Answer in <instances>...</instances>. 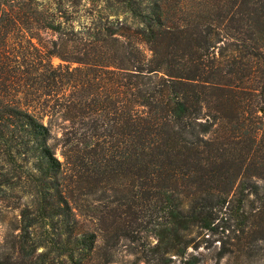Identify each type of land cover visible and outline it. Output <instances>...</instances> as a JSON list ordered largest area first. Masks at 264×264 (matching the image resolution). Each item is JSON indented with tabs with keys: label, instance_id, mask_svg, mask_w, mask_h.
Listing matches in <instances>:
<instances>
[{
	"label": "trees",
	"instance_id": "obj_1",
	"mask_svg": "<svg viewBox=\"0 0 264 264\" xmlns=\"http://www.w3.org/2000/svg\"><path fill=\"white\" fill-rule=\"evenodd\" d=\"M86 2L0 0V264H88L89 196L114 243L148 219L181 264L198 236L214 264H264V0Z\"/></svg>",
	"mask_w": 264,
	"mask_h": 264
},
{
	"label": "rangeland",
	"instance_id": "obj_2",
	"mask_svg": "<svg viewBox=\"0 0 264 264\" xmlns=\"http://www.w3.org/2000/svg\"><path fill=\"white\" fill-rule=\"evenodd\" d=\"M84 1H87L84 6L79 5L76 8L78 14H87L90 9L89 2H93L94 0H81V3H84ZM54 38V34L38 31L36 37L30 38V40L48 43L49 39ZM26 40H29L27 33L22 36L19 34L14 35L12 38L15 44L19 42L21 45H24ZM140 48L148 56L145 45L140 44ZM58 61L57 57L52 58L53 63H57ZM44 121L45 118L43 119ZM55 123L54 125L58 126L60 120H56ZM59 134L60 131L57 128H53L50 132L48 143L56 157L62 160L58 141ZM92 198V196H89L84 200L77 201L78 209L74 208L78 223L83 228L93 231L96 235L93 252L88 264H97L102 259L107 258V256H110L111 262L106 264H181L180 256L173 253H159L153 250L155 238L147 233L150 228L148 219L138 220L134 224L135 231L132 232L130 237L121 238L114 243L109 235L108 230L111 226L107 216V212L112 205L107 202V199L96 201ZM11 202V199L0 200V250L3 249L5 239L10 234L17 232L15 229L18 217L17 208ZM99 216H103L102 220L98 218ZM199 237H196L192 241V243H196V247H192V243L187 246L185 255L188 253L196 255L198 257L196 264H214L215 260L211 255V247H206L207 243L199 239ZM219 242V240H215L213 244L218 246ZM222 263L223 260H220L219 264Z\"/></svg>",
	"mask_w": 264,
	"mask_h": 264
}]
</instances>
